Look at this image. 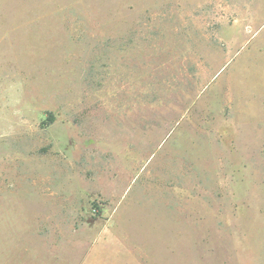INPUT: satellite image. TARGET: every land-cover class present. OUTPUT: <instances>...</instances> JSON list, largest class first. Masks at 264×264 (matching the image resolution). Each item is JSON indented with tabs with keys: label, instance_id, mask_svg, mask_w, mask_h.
<instances>
[{
	"label": "rangeland",
	"instance_id": "374dc122",
	"mask_svg": "<svg viewBox=\"0 0 264 264\" xmlns=\"http://www.w3.org/2000/svg\"><path fill=\"white\" fill-rule=\"evenodd\" d=\"M0 264H264V0H0Z\"/></svg>",
	"mask_w": 264,
	"mask_h": 264
}]
</instances>
